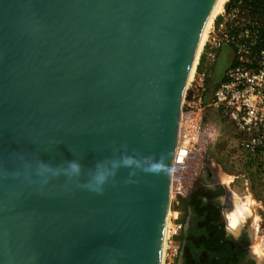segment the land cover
I'll use <instances>...</instances> for the list:
<instances>
[{"label": "water", "instance_id": "95a60500", "mask_svg": "<svg viewBox=\"0 0 264 264\" xmlns=\"http://www.w3.org/2000/svg\"><path fill=\"white\" fill-rule=\"evenodd\" d=\"M215 2L0 0V264L161 263Z\"/></svg>", "mask_w": 264, "mask_h": 264}, {"label": "built area", "instance_id": "2783aa9c", "mask_svg": "<svg viewBox=\"0 0 264 264\" xmlns=\"http://www.w3.org/2000/svg\"><path fill=\"white\" fill-rule=\"evenodd\" d=\"M225 45L233 48V61L211 89L213 69ZM200 59L183 99L174 162L179 174L184 175L196 153L205 117L213 109L234 128L239 157L249 173L264 179V0H226L207 31ZM185 191L181 181L176 193L184 195ZM170 222L169 217L166 244L173 243V234L182 228L181 223L172 227Z\"/></svg>", "mask_w": 264, "mask_h": 264}, {"label": "rangeland", "instance_id": "374dc122", "mask_svg": "<svg viewBox=\"0 0 264 264\" xmlns=\"http://www.w3.org/2000/svg\"><path fill=\"white\" fill-rule=\"evenodd\" d=\"M227 64H229L228 61L220 54L213 69L214 76L219 75ZM213 87L214 85L211 89ZM234 139L235 130L232 125L216 110L209 109L197 151L185 167L183 176L179 174L177 164H174L171 186L173 197L170 204L171 212L169 211L170 226L185 223L188 213L183 210V207L189 193L196 183H206L208 177L212 176L224 187L226 197L231 203L230 209L226 210L225 214L228 228L236 236L245 230L250 239V249L253 255L259 262L264 263V179L250 175L244 161L239 157V149ZM181 181H183L184 188L186 187L184 195L176 193ZM227 198L223 195L222 200L225 201ZM241 200L249 201L247 204L249 215L241 221L237 228L231 227L229 213L234 208V202ZM181 230L182 228L174 231L173 243L166 244L163 264H177Z\"/></svg>", "mask_w": 264, "mask_h": 264}, {"label": "flooded vegetation", "instance_id": "af4514ba", "mask_svg": "<svg viewBox=\"0 0 264 264\" xmlns=\"http://www.w3.org/2000/svg\"><path fill=\"white\" fill-rule=\"evenodd\" d=\"M229 66L213 76L210 85L217 84ZM223 195L227 198L224 187L212 176L206 183L195 184L183 207L188 215L182 225L177 264H264L253 255L247 232L236 236L228 228L225 214L231 203L228 198L223 201Z\"/></svg>", "mask_w": 264, "mask_h": 264}, {"label": "bare ground", "instance_id": "6f19581e", "mask_svg": "<svg viewBox=\"0 0 264 264\" xmlns=\"http://www.w3.org/2000/svg\"><path fill=\"white\" fill-rule=\"evenodd\" d=\"M226 0H216L212 11L208 17V20L205 24V27L202 31L196 52H195V57H194V61L191 67V70L189 72L188 75V79H187V86L189 85V83L193 80L194 75H195V71L197 69L198 63H199V59L200 56L202 54V49L204 46V43L206 41V37H207V31L213 21V19L215 18V16L222 10L223 5L225 3ZM235 198V197H234ZM243 200V199H242ZM239 201V202H234V208H232L231 212L229 213V224L231 227H235L237 228L238 225H240L241 221L246 218L249 215V210H248V200L246 201ZM237 201V200H235ZM173 226V225H172ZM168 228H169V213H168V217H167V222H166V227H165V234H164V240H163V247H162V255H161V263L163 264V258H164V250H165V246H166V239H167V234H168Z\"/></svg>", "mask_w": 264, "mask_h": 264}, {"label": "crops", "instance_id": "0c3cea01", "mask_svg": "<svg viewBox=\"0 0 264 264\" xmlns=\"http://www.w3.org/2000/svg\"><path fill=\"white\" fill-rule=\"evenodd\" d=\"M221 54H222V57L228 61L229 65L232 63L233 61V57H234V52H233V48L229 45H225L223 48H222V51H221ZM226 72V71H225ZM224 72V74H225ZM215 74V73H214ZM224 74L223 76H221L220 80L217 82L219 83L223 77H224ZM216 85V84H215ZM214 85V86H215Z\"/></svg>", "mask_w": 264, "mask_h": 264}, {"label": "trees", "instance_id": "16d2710c", "mask_svg": "<svg viewBox=\"0 0 264 264\" xmlns=\"http://www.w3.org/2000/svg\"><path fill=\"white\" fill-rule=\"evenodd\" d=\"M203 62H204V56H202L201 59H200V64L198 66V71H200L202 69ZM250 175H256V174L250 173ZM256 176H258L259 178H261V176H259L258 174Z\"/></svg>", "mask_w": 264, "mask_h": 264}]
</instances>
